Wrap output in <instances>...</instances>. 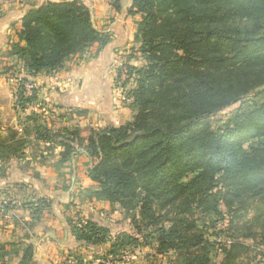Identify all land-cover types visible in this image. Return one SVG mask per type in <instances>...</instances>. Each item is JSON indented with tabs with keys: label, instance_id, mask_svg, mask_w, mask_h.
<instances>
[{
	"label": "trees",
	"instance_id": "obj_1",
	"mask_svg": "<svg viewBox=\"0 0 264 264\" xmlns=\"http://www.w3.org/2000/svg\"><path fill=\"white\" fill-rule=\"evenodd\" d=\"M120 2L110 4L120 10ZM128 14L139 15L138 47L121 66L128 79L120 85L134 82L125 91L132 120L82 136L78 127L50 132L36 114L26 117L38 138H55L59 164L80 151L87 157L92 187L86 196L108 202L135 230L112 235L77 210L66 219L72 236L109 244L100 261H122L129 248L144 245L155 255L171 253L169 264H251L257 256L255 264H264V0H131ZM16 37L7 53L16 62L3 73L9 78L17 63L23 66L16 88L21 110L36 101L35 88L24 96L26 75L94 57L110 41L80 0L32 6ZM137 56L144 63L129 64ZM240 101L233 115L215 124L217 112ZM15 152L14 144L0 142V159ZM224 212L242 225L229 241L212 240L206 229L216 228ZM18 244L20 264H32L33 244ZM7 246L0 245V264L18 252L15 243ZM58 264L91 261L69 252Z\"/></svg>",
	"mask_w": 264,
	"mask_h": 264
},
{
	"label": "crops",
	"instance_id": "obj_2",
	"mask_svg": "<svg viewBox=\"0 0 264 264\" xmlns=\"http://www.w3.org/2000/svg\"><path fill=\"white\" fill-rule=\"evenodd\" d=\"M48 1L59 0H0V142L5 141L17 147L14 155L0 159V194L4 196L7 192H12L17 195L27 184L37 192L36 199L34 198V201L32 199L23 206L28 212L24 220L32 223L31 235H24L19 240L13 241L5 230L7 226H2V219H0V245L5 244L8 250L7 243H15L16 248L19 247V241L32 243V264H56L69 252L79 253L85 259V256L101 253L109 246L107 243L89 245L72 236L66 219L77 210L100 225L108 227L112 235L124 232L125 227L122 226L120 229L115 224V222H121V218L115 215V212H110L108 202L89 200L86 196V188L91 186L86 175L87 157L80 151L67 162L59 164L58 155L61 148L55 138L52 141L38 138L33 129L34 121L27 120L26 117L36 114L38 123L40 115L48 119L51 117L53 124H44L50 132L72 130L78 127L80 134L87 136L91 129L118 127L132 120L134 115V111L124 100L125 91L132 89L134 82L130 80L125 86H121L117 79L118 71L127 61L126 57L131 47H138V44L133 42V36L139 15L128 14L131 0H121L120 10H115L111 6V0H80L90 9L94 26L109 34L110 41L94 57L88 59L74 57L57 71L51 73L41 71L35 75H26L36 89V101L24 110L16 109L18 84L9 80L3 73L4 68L15 63L16 59L8 57L7 53L11 43L17 39L16 32L20 28L23 14L32 6H39ZM143 63V59L139 56L129 62L137 67ZM16 69L17 74L24 76L22 64L17 63ZM21 116H25L27 123L23 128ZM4 131L15 133L23 131L26 135L20 134L18 139L21 140L18 142L17 139H11L9 135L3 136ZM25 143L28 148H31L32 156L29 151L25 153L26 155L24 154L28 149L27 147L24 149ZM19 146H21L20 152H18ZM45 147L48 148L44 150L46 152L39 151L40 148ZM35 151L38 155L34 160ZM81 160H84V165L86 164L84 169L77 165L82 162ZM5 162L7 164L4 166ZM58 167L62 169L61 173L68 172L71 176L72 183L67 188L61 181H56L59 175L56 172ZM80 175L85 178L81 179L82 183L84 180L89 182L87 186L74 184L76 181L74 177ZM47 177H52L55 187ZM45 179L46 184L49 182L51 184L42 186L41 182ZM79 191L80 196H76ZM73 196H75L73 201L75 206L68 203ZM42 199L45 201L44 205L38 208V203ZM16 203L17 207L18 200ZM34 210L40 213L49 210V213L47 211L44 217L41 214L36 220ZM106 219L112 220V223ZM13 255L17 256L14 257L16 259L14 262V259H11ZM21 256L22 249H18L17 253L9 254L6 264H20Z\"/></svg>",
	"mask_w": 264,
	"mask_h": 264
},
{
	"label": "rangeland",
	"instance_id": "obj_3",
	"mask_svg": "<svg viewBox=\"0 0 264 264\" xmlns=\"http://www.w3.org/2000/svg\"><path fill=\"white\" fill-rule=\"evenodd\" d=\"M17 75V77H19V75L17 73L14 74V76ZM22 77V76H20ZM17 83V82H16ZM17 88V87H16ZM242 102H237V103H234L232 105H230L229 107L217 112L214 116H213V119L215 121V124L218 125V121H223L225 120L226 118L230 117L231 115H233L236 111V109L241 106ZM45 116H48V115H45ZM21 122H22V128L23 127H26V120H25V116H21ZM48 118H43L42 115L39 116V120L40 122L39 123H43L46 125L49 124V125H52L53 124V121H52V118L50 117V119ZM55 127V126H54ZM17 133V134H16ZM14 132V131H4V135H9V137H11V139L13 140H18V142H20L21 139H18V137L20 138V134L21 135H26L25 132L23 131H19V132ZM26 138L28 136H25ZM25 138V139H26ZM27 143H25L23 146H24V149H26V147L28 148V145H26ZM31 144V143H30ZM30 146V145H29ZM32 146V145H31ZM21 146H19V150L18 152H20V149ZM31 148L29 147L27 150H25L24 154L26 152L29 151L30 155L32 156V150H30ZM48 148H40L39 151H44V150H47ZM46 152V151H44ZM26 155V154H25ZM34 160L37 159V155L38 153L35 151L34 153ZM30 156V157H31ZM82 162H80L79 164L77 163V165H80L83 167L84 169V166H86V164L84 165V160H81ZM43 162V161H41ZM5 164H7V162L4 163V166ZM69 165V164H68ZM67 168V166L65 167ZM61 168H56V172L59 174L57 175L58 177H56V181H61L67 188L69 184H71L72 182L71 181V176L70 174L67 172L65 173H61ZM34 175V173H33ZM36 176V174H35ZM75 182L74 184L77 186L79 185H82V186H87V183H89L88 181L86 182L85 180L83 181V183L81 182V179H85L84 177H81L80 176H75ZM47 179H49L50 181H54L52 179V177H47ZM78 180V181H77ZM46 179L44 181L41 182V185L42 186H48L51 184V182H49L48 184H46ZM27 183V182H26ZM52 184H54L53 187H55V182H53ZM81 188V187H80ZM86 188V187H84ZM83 189V187H82ZM88 189H91V186H87L86 188V193L88 191ZM9 190H11V188H9ZM4 194V193H2ZM81 192L79 191L78 193H76V196H80ZM37 195V192L36 190L32 189V187H29L28 184L25 186V188L21 189L20 193L19 194H15V193H12V192H7L4 196L0 194V219H2V226L4 225L6 228L5 230L7 231V234H9L8 237H10L13 241H17L19 240L20 237L24 236V235H28L30 236L31 235V232H32V223L29 222V220L25 221L24 220V217L28 216V212L26 210L25 207V203H28L30 201H34V198L36 197ZM75 195V193H74ZM36 199V198H35ZM75 199V196H73V198L69 199V205H73L75 206L73 203ZM5 200V201H3ZM16 200H18V205L16 207ZM45 201L47 202V199L45 198ZM83 201V200H82ZM12 205V206H11ZM27 205V204H26ZM6 206V207H5ZM38 207H40V203H38ZM48 211L49 213V210H46V212ZM45 210L42 211L41 213L38 212V210H35V213H34V217L36 215L39 214V217L40 215L42 214V216L44 217V215L46 214ZM115 215H117L115 213ZM119 217V215H117ZM251 216V211L249 210L247 212V214H243L242 216V224L243 222L248 219L249 217ZM121 218V217H120ZM119 219V218H118ZM215 219V217L213 218ZM219 220H215L216 222L214 223L216 225V228H207L206 229V233L208 235V237L210 239H217V241H225V240H230L232 236H235L236 234H238V229H236V227H239L241 226L242 224L239 223L236 224V221L235 222H231V219H230V215L229 213L227 212H224V215L223 217L219 216L218 217ZM107 221H109L110 223H112V220L110 219H106ZM121 222H115V224L118 226V228H122V226L125 227V231L126 232H129V233H135V230L133 229V227L131 226L129 220H122L120 219ZM211 223L210 222H207L206 225L209 226ZM1 225V224H0ZM117 226L115 228H117ZM212 229H215V230H212ZM214 233H217L219 236L218 237H215L214 236ZM247 242H249L247 240ZM143 243V242H142ZM131 249V248H129ZM128 249V252L126 253V255L123 256V260L122 261H115L114 264H169L168 263V260L170 259V257H172L171 253L169 254H166V255H155L154 251L149 248L148 246H138V247H135V248H132L131 252H129L130 250ZM14 257L16 258L17 256L16 255H13L11 256V259L13 260ZM100 257V253H93V255H89V257H86L85 256V259L87 261H91V264H98L99 263V258ZM220 256L218 257V260H220ZM260 258V256H257L254 261H252L251 264H255L257 262V260ZM16 259L13 260V262L15 261ZM64 259H60L56 264L60 263L61 261H63ZM113 263V261H111ZM263 264V263H262Z\"/></svg>",
	"mask_w": 264,
	"mask_h": 264
},
{
	"label": "built area",
	"instance_id": "obj_4",
	"mask_svg": "<svg viewBox=\"0 0 264 264\" xmlns=\"http://www.w3.org/2000/svg\"><path fill=\"white\" fill-rule=\"evenodd\" d=\"M21 78L22 77H20V75H19V77H17V75H15V76L13 75V76H9L8 79L11 80V81H14L15 83L17 82V84H18L19 81L21 80ZM125 79H128V71L124 67H121L120 74H119V83L121 84ZM23 88H24V96L28 97V96L31 95V92H32V89H34V86H33L32 82L26 81V82L23 83ZM124 100L129 102V101H131V98L127 97L126 94H125ZM16 109L18 111H21V109L17 105V102H16ZM111 261H112L111 259L107 258V259H104L103 261L101 260L100 262H102L103 264H114V261H113V263Z\"/></svg>",
	"mask_w": 264,
	"mask_h": 264
}]
</instances>
